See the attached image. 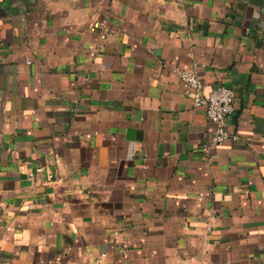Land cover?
<instances>
[{
	"label": "crops",
	"instance_id": "obj_1",
	"mask_svg": "<svg viewBox=\"0 0 264 264\" xmlns=\"http://www.w3.org/2000/svg\"><path fill=\"white\" fill-rule=\"evenodd\" d=\"M0 264H264V0H0Z\"/></svg>",
	"mask_w": 264,
	"mask_h": 264
},
{
	"label": "built area",
	"instance_id": "obj_2",
	"mask_svg": "<svg viewBox=\"0 0 264 264\" xmlns=\"http://www.w3.org/2000/svg\"><path fill=\"white\" fill-rule=\"evenodd\" d=\"M108 27L102 26L101 39L92 47L91 56H96L104 47L107 39ZM30 63V61H28ZM174 71L186 85V92L193 94L194 104L203 107L208 120L212 123V130L209 136L210 145H221L228 140H238L237 134L231 133L227 128V119L235 110L236 91L232 87L221 85L210 92L205 93L203 81L197 71L176 67ZM42 166H37L29 173L32 178L36 172H41ZM53 177V174L50 175Z\"/></svg>",
	"mask_w": 264,
	"mask_h": 264
}]
</instances>
